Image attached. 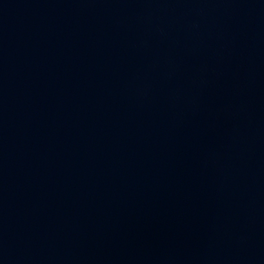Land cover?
<instances>
[{
  "label": "water",
  "instance_id": "water-1",
  "mask_svg": "<svg viewBox=\"0 0 264 264\" xmlns=\"http://www.w3.org/2000/svg\"><path fill=\"white\" fill-rule=\"evenodd\" d=\"M0 264H264V0H0Z\"/></svg>",
  "mask_w": 264,
  "mask_h": 264
}]
</instances>
